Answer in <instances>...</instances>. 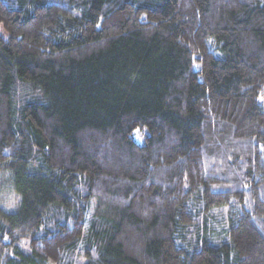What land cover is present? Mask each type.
<instances>
[{
  "label": "trees",
  "instance_id": "16d2710c",
  "mask_svg": "<svg viewBox=\"0 0 264 264\" xmlns=\"http://www.w3.org/2000/svg\"><path fill=\"white\" fill-rule=\"evenodd\" d=\"M0 264H264V0H0Z\"/></svg>",
  "mask_w": 264,
  "mask_h": 264
},
{
  "label": "rangeland",
  "instance_id": "374dc122",
  "mask_svg": "<svg viewBox=\"0 0 264 264\" xmlns=\"http://www.w3.org/2000/svg\"><path fill=\"white\" fill-rule=\"evenodd\" d=\"M136 140H138L139 142H143L144 140V136L142 134H140L139 132H136L135 134ZM12 195H7V201L9 203H11V201H15L14 197H11Z\"/></svg>",
  "mask_w": 264,
  "mask_h": 264
}]
</instances>
